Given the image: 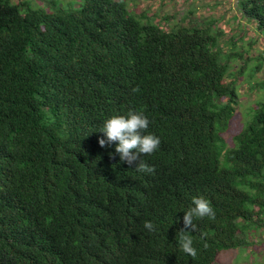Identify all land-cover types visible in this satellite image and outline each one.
<instances>
[{
    "label": "trees",
    "instance_id": "1",
    "mask_svg": "<svg viewBox=\"0 0 264 264\" xmlns=\"http://www.w3.org/2000/svg\"><path fill=\"white\" fill-rule=\"evenodd\" d=\"M50 1L0 0V264H215L246 249L264 228V103L228 148L236 43L227 53L212 21L166 29L175 15L140 17L127 0ZM237 7L264 35V0ZM129 109L160 137L141 155L153 173L98 143ZM199 195L216 218L194 220L193 259L177 232Z\"/></svg>",
    "mask_w": 264,
    "mask_h": 264
},
{
    "label": "rangeland",
    "instance_id": "2",
    "mask_svg": "<svg viewBox=\"0 0 264 264\" xmlns=\"http://www.w3.org/2000/svg\"><path fill=\"white\" fill-rule=\"evenodd\" d=\"M13 1L17 2L18 0ZM72 1L75 0H62L60 3L67 6ZM127 1L129 9L140 17L146 15L148 18H154V16L175 15L174 18L164 22L166 29H170L175 24L206 26L208 21H212L215 28H219L223 32L220 42L223 43L227 53L231 52L232 41L236 43L237 50L242 54V57L233 61L232 70L236 72L239 69H244V76L238 77L239 97L235 115L231 119L227 131L222 134L228 148L233 147L234 137L246 128L247 124L252 121L255 111L259 109L257 102L264 103V90L251 91L249 83L245 82V79L249 81L250 77L254 79L255 84L264 82V63L263 67L257 71V68L262 64L261 59L264 60V35L257 31V25L249 24V21L242 17L237 7L238 0ZM33 2L37 6L52 7L50 0H33ZM191 12L192 14H190ZM234 16H238V19H235ZM255 60L261 62L256 63ZM224 101L226 100L224 99ZM247 240L249 244L246 249L223 251L217 256L215 264H264V228L249 229Z\"/></svg>",
    "mask_w": 264,
    "mask_h": 264
},
{
    "label": "clouds",
    "instance_id": "3",
    "mask_svg": "<svg viewBox=\"0 0 264 264\" xmlns=\"http://www.w3.org/2000/svg\"><path fill=\"white\" fill-rule=\"evenodd\" d=\"M139 92L137 86L132 90ZM149 118L141 111L129 109L126 115H113L104 121L100 132L104 133L105 138H100L98 143L101 147L110 146L116 142L115 153L119 154L120 160L128 165L135 164V170L142 173H153L154 167L148 165L141 159V155H150L160 146L161 140L158 135L148 132ZM111 156L112 154L109 153ZM192 205L184 212L183 227L177 234L179 237V246L188 256L195 259L197 249L193 246L194 240L192 232L197 230L194 220L204 219L215 220L216 213L210 202L203 195L192 198ZM144 228L149 232L158 231L155 224L151 221L144 222ZM202 234V239H203ZM207 243L204 244L206 248Z\"/></svg>",
    "mask_w": 264,
    "mask_h": 264
}]
</instances>
